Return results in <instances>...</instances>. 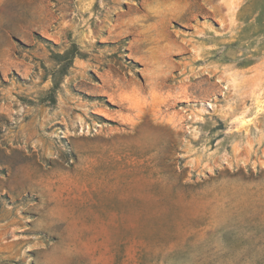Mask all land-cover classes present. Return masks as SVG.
Wrapping results in <instances>:
<instances>
[{"label": "rangeland", "instance_id": "rangeland-1", "mask_svg": "<svg viewBox=\"0 0 264 264\" xmlns=\"http://www.w3.org/2000/svg\"><path fill=\"white\" fill-rule=\"evenodd\" d=\"M0 264H264V0H0Z\"/></svg>", "mask_w": 264, "mask_h": 264}]
</instances>
